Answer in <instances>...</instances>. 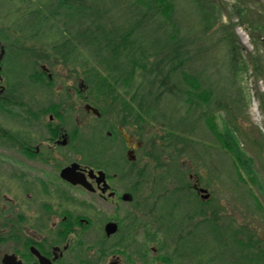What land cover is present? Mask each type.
<instances>
[{"label": "rangeland", "instance_id": "1", "mask_svg": "<svg viewBox=\"0 0 264 264\" xmlns=\"http://www.w3.org/2000/svg\"><path fill=\"white\" fill-rule=\"evenodd\" d=\"M134 1L69 0L82 11L68 19L62 16L56 0H0V76L3 78L0 85L4 87L0 94L3 96L0 98V175H15L21 139L27 138L31 143L38 139V130L33 125L20 124L19 120L23 118L20 107L35 110L42 102L53 101L54 96L56 100L69 101L74 107L77 105L74 103L76 98L71 91H67V87L76 88L82 81L86 87L84 95L87 102L101 112V118L86 114L83 103L77 99L80 105L77 109L73 108L66 124L71 131L77 130V124H81L86 140L80 153L73 146L72 159L91 165L103 163L98 160V145L107 140L105 136L109 132L113 139L109 144L104 142L102 153L107 162L113 157L115 164L126 163L121 161L125 144L118 134V128H124L135 141L141 143V149L135 153L130 164L135 165L137 171H142L140 174L143 176L137 177L138 172L135 177L139 188L134 197L138 200L146 197L141 209L135 204V199L123 208L87 203L89 207L82 208V215L92 223L96 222L97 231L84 236L86 243L101 240V226L108 220L116 219L119 220L120 231L106 244L124 241L123 244L136 245L139 243L137 240H142L147 246L176 245L175 237H170L172 235L158 233L154 237H144L141 231H144L142 225L148 222H155L162 229L160 215L167 197V200L181 204V215L215 209L222 220L231 219V228L226 229L223 224L218 234L212 233L211 240L203 247L206 251L194 253L197 260L193 262L229 264V249L239 247V243L233 242L230 237L231 229L245 227L253 233L254 240L264 246V110H261L257 99L259 95L264 101V33L257 28L259 23H264V0H168L173 7L172 24L178 29V37L183 42L181 51H187L181 70L189 76L198 77L201 87L212 92L211 106L204 107L203 111L212 116L218 130L224 127L230 131L236 129L235 136L242 152L252 160L251 168L256 181L246 179L243 174L245 180L237 179L230 155L220 148L197 115H188L186 128L192 131L186 134L187 145L181 143L177 146L168 141L169 121L173 123L186 116L187 105L182 99L165 96L161 102L163 111L154 112L153 120L135 124V102L132 98L135 85L144 83L145 76L138 71L135 80L126 86L124 78L130 70L123 54L114 63L103 61L108 52L103 50L98 53V42L88 31L101 25L109 29L114 37L123 36L135 21L136 16L130 7ZM137 8L143 11V7ZM156 18L162 19L160 16ZM165 28L167 31L172 29ZM139 30L140 37H143L139 41L143 44L159 36L146 22ZM226 31L234 33L233 48L224 41ZM232 59L236 64L234 68ZM40 66L49 70L51 88L45 87L49 84L46 80L38 83L30 80L38 74ZM116 66V70H112ZM96 74H113L120 78L110 87L114 92L112 96L108 90L97 92L92 86L94 81L88 84L87 77ZM173 81L184 87L179 73ZM221 99L229 105L227 111L216 109L214 103ZM231 103L234 108L230 107ZM161 113L163 117L159 116ZM243 130L250 132V136L243 134ZM1 133L11 136L14 141L3 139ZM189 176H192L190 183L198 179L201 187L207 189L210 195L207 202L167 193L181 187L180 181H190ZM12 188L16 189L14 185ZM127 207L136 208H133L135 213L128 211ZM5 214V207L0 201V216L5 217ZM15 215L16 211L11 218L14 219ZM184 232L177 231L176 235L182 237ZM240 239L243 240V237ZM14 245L16 242L7 241L0 247V254L12 250ZM178 264L189 263L179 260Z\"/></svg>", "mask_w": 264, "mask_h": 264}, {"label": "flooded vegetation", "instance_id": "2", "mask_svg": "<svg viewBox=\"0 0 264 264\" xmlns=\"http://www.w3.org/2000/svg\"><path fill=\"white\" fill-rule=\"evenodd\" d=\"M37 73L30 80L35 83L46 80L49 84L45 87L51 88L52 77L49 70L45 66H40ZM2 82L3 78L0 76V83ZM3 88L0 85V91ZM85 89L82 81L76 88L67 87V91L73 93L76 102L78 99L83 103L84 112L93 115L91 111L84 109V106L89 104L84 95ZM53 98V101L42 102L35 110L20 107L23 115L19 120L20 124L33 125L38 130V139L35 143H31L27 138L21 139L18 148L19 162L14 167L15 175H0L2 180L0 201L6 212L5 217L0 216V247L7 241L16 242L12 250L1 252L0 264H5L4 261L10 264H178L179 260L194 264L193 262L197 260L194 253L206 251L203 247L211 240L212 233L218 234L217 231L223 224L226 229L231 228V219L222 220L215 213V209L199 214L196 211L181 215L179 214L181 204L173 203L166 197L163 213L160 215L162 229L155 222H148L142 225L141 229L144 231H141L144 237L145 235L154 237L158 233L163 236L172 235L170 237H175L176 245L147 246L142 240H137L139 243L136 245L123 244L124 241L119 244H106L105 242L114 239L120 231L119 220L116 219L108 220L101 226V240L87 244L84 236L97 231L96 222L92 223L82 215V208L89 207L87 203L123 208L126 204L134 202L135 192L139 188L135 177L138 172L137 177L143 176L140 174L142 171H137L129 159L135 158V153L141 149V143L135 141L133 135L126 133L121 127L118 128V134L125 144V153L121 161L126 163L115 164L112 157L108 161L109 164L102 153L104 142L109 144L113 139L109 132L105 136L107 140L101 141L102 145H98V160L103 163L91 165L80 159H72L73 146L76 152L83 151L86 136L81 124H77L76 128L80 132L71 131L66 120L73 108L77 109L80 104L74 102L77 105L73 107L69 101L56 100L55 96ZM89 105L94 107L92 104ZM97 118H101L100 111ZM121 124L125 122L121 121ZM1 137L10 142L14 141L5 133H1ZM73 164L77 165L73 172L74 176L82 179L86 187L73 184L69 180L71 174L67 176L64 173L66 179L62 176V172ZM5 168L13 169L12 166ZM90 171L93 172V176L89 175ZM98 178L101 179L99 183ZM189 179L188 182L180 181L181 187L167 193H176L177 197L184 199L191 196L207 202L210 199L207 189L201 187L198 179L192 183H190L192 176H189ZM145 200V196L139 200L135 199V204L141 209V204ZM133 208L127 207L128 211L135 213L136 208ZM14 211L17 215L12 219ZM201 220L203 222H200ZM109 223L116 226V231L107 235L105 226ZM181 230H185L184 235L177 236V231ZM231 231L230 237L233 242L239 243V247L229 249V264H264V248H260L263 243L254 240L253 233L243 226L236 230L233 228Z\"/></svg>", "mask_w": 264, "mask_h": 264}, {"label": "trees", "instance_id": "3", "mask_svg": "<svg viewBox=\"0 0 264 264\" xmlns=\"http://www.w3.org/2000/svg\"><path fill=\"white\" fill-rule=\"evenodd\" d=\"M56 1L57 8L61 9L62 16L65 18L70 19L74 15H79L82 11L77 5L69 3V0ZM130 7L134 11L132 14L136 16L135 21L128 28L127 33L123 36L118 35L120 38L118 36L117 38L114 37L109 29L101 25L92 27L93 30L89 28L88 31H91L94 41L98 42L96 45L98 53L107 50L108 53L103 58V61H112L114 63L115 61H119V57L121 59L123 54L125 64L130 70L129 73L125 74L126 76L124 78L126 80L124 81L126 86L130 81L135 80L138 71L142 72V75L145 76L144 83L139 82L135 85L134 97L132 98L135 102V124L140 125L147 119L153 120L154 112L157 110L163 111L161 110L163 109L161 102L165 96L182 99L187 105L186 116L182 117V119H177L173 123L169 121L167 127L169 129H167L169 132L167 136L168 141L176 143L177 146L181 143L187 145L188 139L186 134L192 131L186 128L188 115L190 113L197 115L198 119L203 122L208 131L213 134L220 148L230 155L231 164L237 179L242 181L246 178L251 181H256L254 171L251 168L252 160L242 152L240 143L235 136L237 134L236 129L234 128L230 131L224 127L222 130H218L212 116L203 111L204 107L211 106L212 92L209 89H203L201 87L198 77L189 76L181 70V65L187 57V51H181L183 42L178 37V29L175 28L171 21L172 4L168 0H135L134 5ZM137 7H143V11ZM157 16H160L162 19L157 20ZM144 22L148 23L159 34L158 37L150 38L146 44L139 41L143 38L140 37L141 31L139 28ZM165 26L171 27L172 29L167 31ZM257 28L264 33V23H259ZM223 38L229 47H234L235 36L232 31L229 33L226 31ZM57 50L59 49L57 48ZM232 61V67L234 68L236 64L233 59ZM243 66L246 68L244 64ZM116 68L117 66L112 70H116ZM255 71L258 73V68ZM178 73L182 78L184 87H180L178 82L173 81L174 78H177ZM119 80L120 78L113 74L110 76L109 74L107 76L96 74L95 76L91 77L89 75L87 77L89 85L94 81L92 86H94L97 92L101 93L108 90L107 92L111 96L114 92L110 87ZM257 99L263 111V98L258 95ZM214 104L216 109L227 111L229 108V105L223 99L217 100ZM230 107L234 108L232 103ZM159 116L163 117L164 115L161 113ZM243 132H245L243 134L247 135V137L250 136V132L244 130ZM262 148H264L263 144ZM258 151L260 152L261 150L258 148Z\"/></svg>", "mask_w": 264, "mask_h": 264}, {"label": "water", "instance_id": "4", "mask_svg": "<svg viewBox=\"0 0 264 264\" xmlns=\"http://www.w3.org/2000/svg\"><path fill=\"white\" fill-rule=\"evenodd\" d=\"M0 93H2V90L0 91ZM84 109H85L86 111H91V112L93 113V115H95V116H97V117L99 116V112H98V110L95 109V108H93V107H91L90 105H85V106H84ZM129 160H130V161H133V158H130ZM76 167H77V165H76V164H73L70 168L65 169V170L62 172V176L65 177V176H64V173L67 174V176L71 174V176H69V180H70L73 184H80V185H83V186L86 187L87 185L85 184V182H84L82 179H80V178L74 176L73 172L75 171V168H76ZM89 175H90V176H93V172L90 171V172H89ZM65 179H66V177H65ZM100 181H101V179L98 178V179H97V182L99 183ZM105 231H106V234H107V235L113 234V233H115V231H116V226H115L114 224H112V223H109V224H107V225L105 226ZM41 261H42V259H41ZM4 263H5V264H10V263H7L6 261H4Z\"/></svg>", "mask_w": 264, "mask_h": 264}]
</instances>
